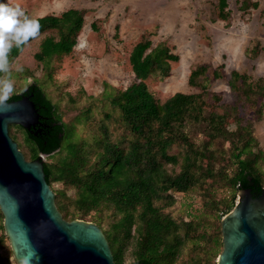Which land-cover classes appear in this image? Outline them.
<instances>
[{"label":"rangeland","instance_id":"rangeland-1","mask_svg":"<svg viewBox=\"0 0 264 264\" xmlns=\"http://www.w3.org/2000/svg\"><path fill=\"white\" fill-rule=\"evenodd\" d=\"M3 1L18 5L30 18L49 13L59 15L70 8L81 10L83 14L82 27L70 52L52 57L47 65L34 58L44 37L58 39V32L50 29L31 39L17 56L9 58L13 93L21 92L36 81L55 105L70 134L63 143L92 142L100 134V125L104 124L112 140L127 145L131 135L109 99L137 80L131 70L129 54L137 42L150 40L152 47L163 43L179 57L170 63L168 75L145 80L158 102L177 91L199 93L204 90L208 93L205 95L208 110L218 113L227 110L221 120L226 129L235 130L238 123H251L253 136L264 149V98L259 100L256 93L245 98L228 84L233 70L247 74L252 80L264 77V0H227L225 20L219 17L218 0ZM196 66H205L207 76H198V86H191L187 79ZM17 67L22 71H16ZM212 93L221 99L213 102ZM18 126L9 125V134L30 160V145ZM202 129L188 127L190 139L196 143L208 142ZM210 147L216 152L217 165H223L224 170L215 174L214 179L201 181L186 192H172L174 203L163 208L177 222L190 221L191 224L188 228L182 226L180 232L188 231V237L169 264H216L222 249L220 220L228 211L227 206L237 201V194L228 186L225 175L231 174L235 165L228 160V142L215 138ZM184 148L182 144H175L169 149V153L178 155L179 163L165 164L168 172L179 171ZM57 158V155L48 158L44 155L43 161L54 162ZM258 166L264 185V157ZM52 187L59 189L62 184L53 182ZM66 192L70 198L74 196V189L68 188ZM72 209L70 204L69 210ZM111 212L92 211L84 219L94 222V218L100 216L101 227L106 229L112 219ZM132 249L131 244L125 250L124 264L135 260ZM0 264H16L2 227V216Z\"/></svg>","mask_w":264,"mask_h":264},{"label":"trees","instance_id":"trees-1","mask_svg":"<svg viewBox=\"0 0 264 264\" xmlns=\"http://www.w3.org/2000/svg\"><path fill=\"white\" fill-rule=\"evenodd\" d=\"M0 3L4 1L0 0ZM217 4L219 17L225 20L228 17L227 0H218ZM34 19L39 21V34L50 29L58 32L56 40L52 36L44 37L39 50L34 53V58L45 65L52 57L72 50L83 24V14L76 8ZM21 50L13 47L9 58H14ZM178 59V55L163 43L152 47L150 40H144L132 47L129 63L137 80L110 95L109 99L131 135L126 146L112 140L104 124L100 125V134L92 142L63 143L70 134L55 105L36 81L21 92L12 93L8 99L31 95L38 110L40 119L34 129L36 135L18 127L30 145V160L40 154H46L47 158L58 156L54 162L43 161V170L62 216L67 220L84 219L92 211H112L106 229L101 227L103 219L100 216L95 217L94 222L102 228L115 264H124V252L131 244L132 255L142 264H169L174 260L188 237V231L182 234L180 230L183 225L188 228L191 224L190 221L177 222L163 208L174 203L172 192H186L201 181L214 179L215 174L224 170L223 165H217L216 152L210 147L213 139L220 138L230 144L228 160L235 168L225 175L229 187L235 192L239 188H250L253 195L264 188L258 166L264 157V149L257 144L251 123H238L235 130L226 129L221 120L227 110L222 113L208 110L205 97L208 93L204 90L199 93L177 91L163 102L153 97L145 80L168 75L170 63ZM205 72V66L194 67L187 83L198 86L196 80L201 75L206 77ZM228 84L245 98L250 93H256L259 100L264 98V77L252 80L247 74L233 70ZM210 98L213 102L221 99L214 93ZM190 126L202 127L208 142L192 141L187 130ZM175 144L185 148L179 171L170 173L165 164L179 163L178 155L169 153ZM53 182H60L62 187L55 189ZM68 188L74 189L71 198L66 192ZM70 204L74 207L71 211ZM233 206L228 205V211Z\"/></svg>","mask_w":264,"mask_h":264},{"label":"water","instance_id":"water-1","mask_svg":"<svg viewBox=\"0 0 264 264\" xmlns=\"http://www.w3.org/2000/svg\"><path fill=\"white\" fill-rule=\"evenodd\" d=\"M31 95L0 105V212L16 264H115L102 228L85 219H65L47 183L43 156L27 160L9 125L28 133L40 115ZM233 208L220 220L222 249L216 264H264V188H239ZM129 264H142L138 260Z\"/></svg>","mask_w":264,"mask_h":264},{"label":"clouds","instance_id":"clouds-1","mask_svg":"<svg viewBox=\"0 0 264 264\" xmlns=\"http://www.w3.org/2000/svg\"><path fill=\"white\" fill-rule=\"evenodd\" d=\"M39 30V21L26 15L18 5L0 3V105L10 98L14 90L9 60L12 48L22 49L38 36ZM16 71L22 69L17 67Z\"/></svg>","mask_w":264,"mask_h":264}]
</instances>
